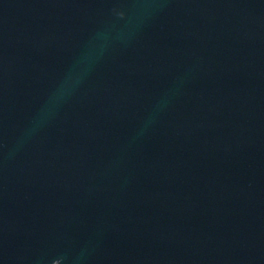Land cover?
<instances>
[{"label": "water", "instance_id": "obj_1", "mask_svg": "<svg viewBox=\"0 0 264 264\" xmlns=\"http://www.w3.org/2000/svg\"><path fill=\"white\" fill-rule=\"evenodd\" d=\"M0 264H264V0H0Z\"/></svg>", "mask_w": 264, "mask_h": 264}]
</instances>
